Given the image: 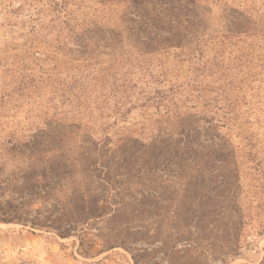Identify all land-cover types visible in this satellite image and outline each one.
Listing matches in <instances>:
<instances>
[{"label": "rangeland", "instance_id": "374dc122", "mask_svg": "<svg viewBox=\"0 0 264 264\" xmlns=\"http://www.w3.org/2000/svg\"><path fill=\"white\" fill-rule=\"evenodd\" d=\"M104 1L0 0V264H264V0H180L258 35L197 66L78 48Z\"/></svg>", "mask_w": 264, "mask_h": 264}, {"label": "trees", "instance_id": "16d2710c", "mask_svg": "<svg viewBox=\"0 0 264 264\" xmlns=\"http://www.w3.org/2000/svg\"><path fill=\"white\" fill-rule=\"evenodd\" d=\"M186 4H193L191 0H183ZM174 6H169L168 10L162 7V0H119L101 2L102 6L106 4H123L120 8L118 18L108 17L104 26L102 35H98L92 31L77 39V47L87 49L90 46L97 47L103 45L104 48H110L117 45L129 46L136 57L131 55L119 54L113 62H128L124 59L132 57L134 60L140 58L146 62V57H165L169 56L170 50H179L180 53L175 55L182 59L180 63H188L189 65H200L205 56V49L224 47L226 43L229 48H236L246 39L250 41V45L258 35L252 31H246L240 35L235 31H228V35L221 37H207L198 33L190 25L193 23L189 20L190 13L183 11L180 0H170ZM169 2V3H170ZM177 12L174 14V12ZM190 21V22H189ZM107 25V26H106ZM244 36V37H242ZM244 38V39H241ZM259 50H262L260 47ZM106 56H110L106 54ZM145 58V59H144ZM258 61H261L259 59ZM148 62V61H147ZM194 62V64H193ZM241 62V61H240ZM252 62L246 66L245 75L249 74L252 69ZM258 66V65H256ZM261 69V75H264V62L258 66ZM147 69H149L147 67ZM263 72V73H262ZM228 105V107H230ZM232 120V118H230ZM229 119V120H230ZM234 119V118H233ZM62 237L63 235H59ZM135 260V256H132Z\"/></svg>", "mask_w": 264, "mask_h": 264}]
</instances>
